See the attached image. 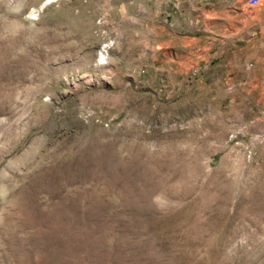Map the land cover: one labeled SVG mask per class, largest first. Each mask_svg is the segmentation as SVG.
I'll use <instances>...</instances> for the list:
<instances>
[{
  "label": "rangeland",
  "instance_id": "1",
  "mask_svg": "<svg viewBox=\"0 0 264 264\" xmlns=\"http://www.w3.org/2000/svg\"><path fill=\"white\" fill-rule=\"evenodd\" d=\"M0 264H264V0H0Z\"/></svg>",
  "mask_w": 264,
  "mask_h": 264
},
{
  "label": "built area",
  "instance_id": "2",
  "mask_svg": "<svg viewBox=\"0 0 264 264\" xmlns=\"http://www.w3.org/2000/svg\"><path fill=\"white\" fill-rule=\"evenodd\" d=\"M251 5H257L261 2V0H248Z\"/></svg>",
  "mask_w": 264,
  "mask_h": 264
}]
</instances>
